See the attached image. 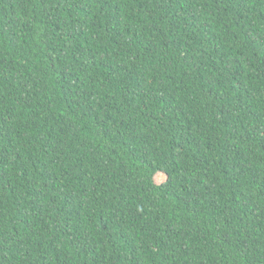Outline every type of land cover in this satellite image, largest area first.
<instances>
[{
  "label": "trees",
  "instance_id": "1",
  "mask_svg": "<svg viewBox=\"0 0 264 264\" xmlns=\"http://www.w3.org/2000/svg\"><path fill=\"white\" fill-rule=\"evenodd\" d=\"M0 264H264V0H0Z\"/></svg>",
  "mask_w": 264,
  "mask_h": 264
},
{
  "label": "rangeland",
  "instance_id": "2",
  "mask_svg": "<svg viewBox=\"0 0 264 264\" xmlns=\"http://www.w3.org/2000/svg\"><path fill=\"white\" fill-rule=\"evenodd\" d=\"M165 180H166L165 175H162V176H159L156 181L157 182H162V181H165Z\"/></svg>",
  "mask_w": 264,
  "mask_h": 264
}]
</instances>
